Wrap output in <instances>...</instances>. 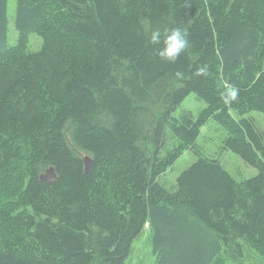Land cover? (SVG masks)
<instances>
[{"label": "trees", "instance_id": "obj_1", "mask_svg": "<svg viewBox=\"0 0 264 264\" xmlns=\"http://www.w3.org/2000/svg\"><path fill=\"white\" fill-rule=\"evenodd\" d=\"M174 27L190 44L169 64L147 37ZM14 29L0 0V172L23 184L0 198V264H125L145 225L155 264L264 262V131L244 117L264 115V0H16ZM191 94L205 107L175 117ZM211 120L254 176L202 155Z\"/></svg>", "mask_w": 264, "mask_h": 264}, {"label": "rangeland", "instance_id": "obj_2", "mask_svg": "<svg viewBox=\"0 0 264 264\" xmlns=\"http://www.w3.org/2000/svg\"><path fill=\"white\" fill-rule=\"evenodd\" d=\"M15 3L16 0H8V43L10 45H14L17 42V33L14 29ZM41 45L42 41L40 38L34 35L29 37L28 49L30 51L40 49ZM204 107L205 104L198 100L194 94H191L179 105L174 113V116L178 117L182 112H191L196 114ZM244 117L253 118L258 128L264 131L263 114L251 112ZM224 137V131L211 120L205 124L203 128H201V133L197 140V147L202 155L216 157L222 166L230 172L236 180L254 176L256 174L255 169L245 165L237 155L229 151L222 150L221 142ZM195 158L196 156L191 152H184L174 166L161 176L160 182L166 186L174 184L177 176L184 169L189 167L195 161ZM19 159L21 161V157ZM13 167L16 168V166ZM21 169V172L23 173L24 167ZM16 173V171L11 170V167L7 168L5 172H0V198L2 202H5L9 195H11V186H13L16 190H19L23 185L22 183L15 182L13 175H16ZM125 264H155V257L152 254L151 249V234L147 225H145L141 233L133 240ZM244 264H264V262H260L255 256V259L253 257H248L246 263Z\"/></svg>", "mask_w": 264, "mask_h": 264}, {"label": "clouds", "instance_id": "obj_3", "mask_svg": "<svg viewBox=\"0 0 264 264\" xmlns=\"http://www.w3.org/2000/svg\"><path fill=\"white\" fill-rule=\"evenodd\" d=\"M147 40L151 45H160L156 49V56L160 61L169 64L176 63L190 44L186 30L180 27L167 29L163 33L159 30H154L148 35ZM207 74L206 68H199L193 75L203 77ZM174 75L177 80L182 81L185 79L183 72L177 71ZM221 87L223 91L220 94V99L225 106H230L238 100L239 89L235 85L228 80H224Z\"/></svg>", "mask_w": 264, "mask_h": 264}, {"label": "water", "instance_id": "obj_4", "mask_svg": "<svg viewBox=\"0 0 264 264\" xmlns=\"http://www.w3.org/2000/svg\"><path fill=\"white\" fill-rule=\"evenodd\" d=\"M83 161H84V165H85V173H89L91 168H92L93 161L88 156L84 157ZM56 178H57V175H56L53 167L47 168L44 171V173L39 176V179L41 181L48 182V183H50L52 180H54Z\"/></svg>", "mask_w": 264, "mask_h": 264}]
</instances>
